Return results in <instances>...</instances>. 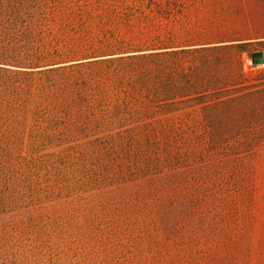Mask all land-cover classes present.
Masks as SVG:
<instances>
[{
  "label": "rangeland",
  "instance_id": "374dc122",
  "mask_svg": "<svg viewBox=\"0 0 264 264\" xmlns=\"http://www.w3.org/2000/svg\"><path fill=\"white\" fill-rule=\"evenodd\" d=\"M60 1L94 32L158 20L150 0ZM165 1L240 48L171 64L176 96L121 64L77 73L106 97L103 127L0 147V264H264V63L245 67L264 42H244L264 35V0Z\"/></svg>",
  "mask_w": 264,
  "mask_h": 264
},
{
  "label": "trees",
  "instance_id": "16d2710c",
  "mask_svg": "<svg viewBox=\"0 0 264 264\" xmlns=\"http://www.w3.org/2000/svg\"><path fill=\"white\" fill-rule=\"evenodd\" d=\"M147 9L157 22L137 26L114 18L109 21L118 28L108 31L104 22L94 32L84 24L73 25L76 17L83 23L94 21L93 13L86 17L69 3L0 0V147L72 145L100 130L96 109L105 111L106 97L97 94L93 78L76 76L82 70L132 67L139 84L153 82L176 96L183 89L173 80L171 64L212 52L222 59L227 51L240 48L225 45L222 33L202 23L177 18L182 6L165 1L163 9L150 0ZM237 61L241 65L239 56ZM207 83L200 80L196 87ZM95 97L100 99L97 105Z\"/></svg>",
  "mask_w": 264,
  "mask_h": 264
},
{
  "label": "water",
  "instance_id": "95a60500",
  "mask_svg": "<svg viewBox=\"0 0 264 264\" xmlns=\"http://www.w3.org/2000/svg\"><path fill=\"white\" fill-rule=\"evenodd\" d=\"M250 57L253 59L255 64L264 63V53L263 52L250 54Z\"/></svg>",
  "mask_w": 264,
  "mask_h": 264
},
{
  "label": "crops",
  "instance_id": "0c3cea01",
  "mask_svg": "<svg viewBox=\"0 0 264 264\" xmlns=\"http://www.w3.org/2000/svg\"><path fill=\"white\" fill-rule=\"evenodd\" d=\"M253 41L264 42V35L254 36L244 40L246 43H252Z\"/></svg>",
  "mask_w": 264,
  "mask_h": 264
},
{
  "label": "built area",
  "instance_id": "2783aa9c",
  "mask_svg": "<svg viewBox=\"0 0 264 264\" xmlns=\"http://www.w3.org/2000/svg\"><path fill=\"white\" fill-rule=\"evenodd\" d=\"M254 65H256V64L254 63V61L251 57L245 62V67L248 69L254 68L255 67Z\"/></svg>",
  "mask_w": 264,
  "mask_h": 264
}]
</instances>
